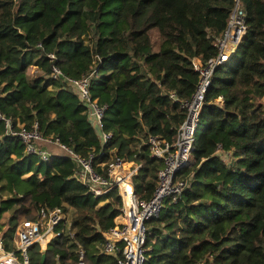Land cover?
Wrapping results in <instances>:
<instances>
[{"label":"trees","instance_id":"16d2710c","mask_svg":"<svg viewBox=\"0 0 264 264\" xmlns=\"http://www.w3.org/2000/svg\"><path fill=\"white\" fill-rule=\"evenodd\" d=\"M236 3L0 0V114L14 129L37 123L45 138L84 157L98 152L95 165L117 158L141 165L136 193L150 200L164 164L145 142L176 140L188 117L181 105L200 82L193 62L219 58ZM240 3L246 32L229 62L214 70L192 159L180 174L187 187L148 222L145 264H264V0ZM55 68L62 80L52 78ZM66 77L87 80L91 100L107 109L104 132L113 137L105 156L90 107ZM38 159L0 121V218L12 211L0 223L6 248H13L21 215L33 220L42 208L71 209L74 238L59 237L45 252L32 247V264H78L80 250L86 264H118L121 254L102 253L120 214L118 191L96 198L74 180L69 158L36 165Z\"/></svg>","mask_w":264,"mask_h":264},{"label":"built area","instance_id":"2783aa9c","mask_svg":"<svg viewBox=\"0 0 264 264\" xmlns=\"http://www.w3.org/2000/svg\"><path fill=\"white\" fill-rule=\"evenodd\" d=\"M245 11L237 0L229 27L223 40L218 44L220 56L217 60H210L203 64L196 59L194 69L200 74L198 90L190 102L181 105L187 110L188 117L183 126L177 131L176 140L170 142L156 136H149L145 142L150 156L162 161L163 169L158 173V187L150 200H140L134 185V176L139 172L141 165L117 158L110 162L95 165V152L89 157L76 153L60 140L45 138L39 131L36 123L31 129L19 125L14 129L11 119L0 114V121L4 122L6 135L19 140L25 146L28 156H34L42 163L52 164L58 157H67L75 164L74 180L85 186L92 196L101 198L117 190L121 199L120 214L115 220V227L106 233V243L102 253L108 256H118V264H145L146 244L148 239V222L161 218L167 199L174 201L182 194L187 183L180 179L181 172L190 165L192 147L200 129V114L204 106L205 94L211 84V78L217 66L227 64L233 55V49L240 43L246 32ZM51 61L56 58L50 55ZM63 73L55 68L52 78L62 80ZM66 83L80 96L82 101L90 107V120L98 129L102 150L100 156H105V146L112 140L113 134L104 132L103 118L107 109L100 107L90 98L87 80L65 78ZM175 95L172 98L175 99ZM49 145H55L65 155L51 154ZM1 195V194H0ZM2 199L0 198V202ZM74 220H70L62 209L53 210L42 208L35 219L23 221L16 231L13 248L8 249L0 235V264H32L30 249L39 246L45 252L51 243L63 236L74 238ZM78 264H86L85 252L80 250Z\"/></svg>","mask_w":264,"mask_h":264},{"label":"rangeland","instance_id":"374dc122","mask_svg":"<svg viewBox=\"0 0 264 264\" xmlns=\"http://www.w3.org/2000/svg\"><path fill=\"white\" fill-rule=\"evenodd\" d=\"M154 44H155V50H157V49H158V41H157V39H155ZM237 48H238V47H236V48H235V47H232V49L234 50V54H235ZM201 128H202V126H201ZM48 148L50 149V152H51V154H53V155H54V154H56V155H60V156H64V155H65V153H64L62 150H60V149H59L57 146H55V145H49ZM59 158H60V157H58V158H56V159L59 160ZM57 160H56V161H57ZM41 163H42V162H40V160L38 159V163H36V165H40ZM41 177H43V175H41ZM0 198L3 199V198L1 197V195H0ZM4 198H5V197H4ZM73 212H74L73 210L69 209V211H68V213H67V215H68V217H69L70 220H74V219H75V216H74V213H73ZM11 214H12V211L4 213V214L1 216V218H0V223H1V224H7V222H8V220H9ZM36 215H37V212H33V216H36ZM25 220H28V219H26L23 215H21V216L19 217V224H21V223H22L23 221H25ZM7 229H8V226L5 225L4 230H7Z\"/></svg>","mask_w":264,"mask_h":264}]
</instances>
